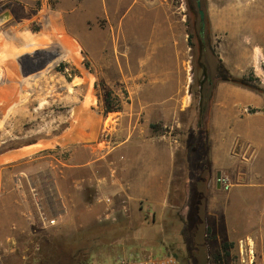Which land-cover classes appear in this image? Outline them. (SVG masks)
I'll return each mask as SVG.
<instances>
[{"label":"rangeland","instance_id":"1","mask_svg":"<svg viewBox=\"0 0 264 264\" xmlns=\"http://www.w3.org/2000/svg\"><path fill=\"white\" fill-rule=\"evenodd\" d=\"M196 1L204 13L201 39ZM256 16L264 27V0H0V264H125L144 246L187 258L199 240L206 264H264V195L254 196L252 177L217 172L228 183L217 195L210 190L217 173L204 174L200 230L193 228L199 175L172 179L156 207L129 201L124 193L103 195L90 185L75 188L73 181L76 161L89 159L94 147L102 154L100 170L122 179L123 152L114 165L106 161L123 139V117L142 103L139 59L149 48L148 29L163 27L164 18L173 29L175 82L159 90L180 91L181 99L163 100L168 114L151 125L152 133L170 141L193 133L186 147L204 157L206 124H215V108L234 100L242 109L235 120L253 118L254 95L264 100L254 92V86L264 90V34L254 29ZM200 61L212 94L205 132L197 129ZM220 67L249 87L221 81ZM179 107L186 109L171 115ZM17 172L13 187L8 174ZM42 172L53 182L49 193L55 199L53 178L62 174L72 196L54 217L35 178ZM236 185L245 190L233 191Z\"/></svg>","mask_w":264,"mask_h":264},{"label":"crops","instance_id":"2","mask_svg":"<svg viewBox=\"0 0 264 264\" xmlns=\"http://www.w3.org/2000/svg\"><path fill=\"white\" fill-rule=\"evenodd\" d=\"M259 19L258 16L254 18V29L258 30L259 34H264V27ZM168 20L169 18L163 19V27L154 26L148 29L149 35L146 42L149 48L144 56L139 59L140 67H144V74L139 75L142 78V82L140 81L142 91L138 93L137 99L141 100L142 103H140L137 111L131 110L127 116L123 117V139L118 143L119 148L112 152V161H106L105 166H112L118 161L120 150L123 152L125 163L122 179L121 177L114 179L110 169L107 172L100 170L103 166V161L100 160L102 154H100V150L94 147L89 150V159L76 161L77 171L73 178L74 187L94 186L103 195H110L111 197L124 193L123 195H126L129 201H143L156 207L163 203V198L168 192L172 179L192 180L195 175H198V172L200 176L207 169L204 173H211L212 171L233 173V171H237L235 174L237 178L252 177L254 178V196H263L264 107L261 106L264 104V100L258 99L256 95H254L253 118L235 120L242 109L236 108L238 103L234 100L224 103V107L214 109L215 124H206L205 139L208 143V152L205 153L206 159L201 157L202 152L197 154L189 148L192 146V141L188 139L193 133H183L181 139L175 137L171 141L163 134L152 133L151 125L162 121L163 116L168 114V109L164 108L163 100L181 99L180 91L164 93L159 90L160 86L175 82L173 81L172 70L176 52L172 49L173 29ZM153 88L154 90H152ZM171 109V115L176 116L177 113L183 112L186 108ZM137 116L142 117V124L137 122ZM187 144L188 147H186ZM187 148L188 150H186ZM108 152H106L107 157L110 154ZM96 154L98 157L95 158ZM231 155L234 157L228 159V157H232ZM242 157L249 159L244 162ZM76 160L78 159L76 158ZM1 161L2 159H0V164ZM196 165H199V171L196 170ZM17 175L18 172L17 174H8V180H12L10 185L13 184ZM36 175L37 182L47 192L46 202L50 203L54 217L57 212L60 213V207L66 209V204L72 202V196L63 183L65 176L62 174L61 178H53L59 196L58 199H55L49 193L52 190L53 182L48 175L43 172ZM1 185L0 181V189H2ZM236 186L233 191L241 193L245 190L243 189L245 187H241L245 185ZM207 188L209 191V186ZM210 190L217 195L222 192L217 183H214ZM213 204V201L209 202L210 206ZM129 208L131 209L130 206ZM256 208H260L259 205H256ZM259 210L264 211L263 206ZM148 249V246H144L138 251L142 254L153 253L150 249L145 251Z\"/></svg>","mask_w":264,"mask_h":264},{"label":"trees","instance_id":"3","mask_svg":"<svg viewBox=\"0 0 264 264\" xmlns=\"http://www.w3.org/2000/svg\"><path fill=\"white\" fill-rule=\"evenodd\" d=\"M188 2H190V0H188ZM195 8L197 9V14H198V17H199L198 11L200 9L197 8V1L195 2ZM201 27H202V24H201L200 19H199L200 39H201V33L203 32ZM199 43L200 44L198 45V48H200L201 51H202L203 50V44L200 41H199ZM200 64H201V71H202V80L200 82V92H199L200 93L199 94V120L197 122V127H198L197 129L200 130V131L205 132L204 117H205V114H206V111H207V108H208L207 107L208 102L210 101V99L212 97V94H211V90L206 91V88H205V84L208 82V71H207V67L201 61H200ZM219 70H222L224 72V74H225L224 76H221L220 77V80L221 81H223V82H230L232 84H235V85H238V86H242V87H249V85L246 83L247 81H245L244 79H234L231 75H228L227 71L223 67H220L218 69V71ZM254 92H256V93L261 94L262 96H264V90H262V89H260V88H258L256 86H254ZM205 156L206 155H204V157H203L204 159H206ZM198 167H199V165H196V170L197 171H199V168ZM205 171H203V173H201V175L199 176V178L196 179L197 181H195L193 183V189L195 190L194 193H195V196H196L195 207H194L195 222H194L193 228L194 229H199V230H200V228H202V226L204 224V221L200 217V214H198V212H199L198 211V206L201 203V199H202L200 193L198 192V188L200 187V184H201L200 182L201 181H205L204 180V177H203L204 174H205L204 173ZM198 175H199V172H198ZM205 186H207V185H205ZM191 214H192V212H191ZM184 222H186V220ZM184 229H185V226L183 228V231H184ZM87 239H88L87 236H83V238L82 237L79 238V240L80 241H83V242H85ZM225 248H226V245H222V250H224ZM149 249L152 250L153 253H157L158 252L159 255H173L181 264H186V262H188V261H190V262H192L194 264H206V260H205L206 247H205V243L202 242L201 240H199L196 244H194V247L192 249V252L193 253H191V252L189 253L188 252L187 253V258H182L178 254L175 255V254H172L170 252L159 251L157 249H153L152 247H149ZM149 249L148 250H145V251H149ZM138 250H135V252H133L132 255L133 256L144 255V254H142V252H139L140 250L139 251ZM216 259L219 260V255L217 256Z\"/></svg>","mask_w":264,"mask_h":264},{"label":"built area","instance_id":"4","mask_svg":"<svg viewBox=\"0 0 264 264\" xmlns=\"http://www.w3.org/2000/svg\"><path fill=\"white\" fill-rule=\"evenodd\" d=\"M219 183L222 188H228L227 179L220 177ZM41 222L43 224L48 222V218L44 216V219L41 220ZM153 254L154 253H147L144 255L133 256L125 262V264H181L173 255L153 256Z\"/></svg>","mask_w":264,"mask_h":264},{"label":"water","instance_id":"5","mask_svg":"<svg viewBox=\"0 0 264 264\" xmlns=\"http://www.w3.org/2000/svg\"><path fill=\"white\" fill-rule=\"evenodd\" d=\"M197 6L199 7V3H197ZM198 13H199V19H200V22H201V24H202V27H201V28H203V23H204V13H203L202 10H199ZM216 179H217V186L219 187V186H220V183H219L220 173H217V175H216Z\"/></svg>","mask_w":264,"mask_h":264},{"label":"bare ground","instance_id":"6","mask_svg":"<svg viewBox=\"0 0 264 264\" xmlns=\"http://www.w3.org/2000/svg\"><path fill=\"white\" fill-rule=\"evenodd\" d=\"M2 20H5V19H2ZM7 101H8V100H7ZM1 103H2V102H1ZM42 216H43V217H42ZM44 216H45L44 214H43V215H40V219H39V220H43V219H44ZM46 216H47V215H46ZM46 216H45V217H46ZM250 242H251V241H250ZM250 244H251V243H250ZM252 245H253V243H252Z\"/></svg>","mask_w":264,"mask_h":264},{"label":"flooded vegetation","instance_id":"7","mask_svg":"<svg viewBox=\"0 0 264 264\" xmlns=\"http://www.w3.org/2000/svg\"><path fill=\"white\" fill-rule=\"evenodd\" d=\"M197 3H199V2L197 1ZM197 8H198V9L200 8V4H199V7L197 6Z\"/></svg>","mask_w":264,"mask_h":264}]
</instances>
